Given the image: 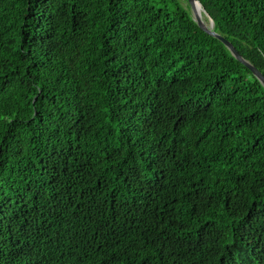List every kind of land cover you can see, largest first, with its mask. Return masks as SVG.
Returning a JSON list of instances; mask_svg holds the SVG:
<instances>
[{"label": "trees", "instance_id": "obj_1", "mask_svg": "<svg viewBox=\"0 0 264 264\" xmlns=\"http://www.w3.org/2000/svg\"><path fill=\"white\" fill-rule=\"evenodd\" d=\"M0 264H264V87L186 0H0Z\"/></svg>", "mask_w": 264, "mask_h": 264}, {"label": "water", "instance_id": "obj_2", "mask_svg": "<svg viewBox=\"0 0 264 264\" xmlns=\"http://www.w3.org/2000/svg\"><path fill=\"white\" fill-rule=\"evenodd\" d=\"M186 2L188 3L190 7L192 17L197 23V25L206 33L219 39L237 60L241 61L244 65H246L251 70L253 75L260 81L261 85L264 87V75L262 74V72L259 69H257L253 64H251L248 60L242 57V55L237 51L235 46L228 39H226L224 36H222L221 34L217 33L214 30V22L212 18L208 16L207 12L202 7L200 1L199 0H186ZM197 3L202 8L201 12H198L196 9ZM203 16L207 17V21H205Z\"/></svg>", "mask_w": 264, "mask_h": 264}, {"label": "bare ground", "instance_id": "obj_3", "mask_svg": "<svg viewBox=\"0 0 264 264\" xmlns=\"http://www.w3.org/2000/svg\"><path fill=\"white\" fill-rule=\"evenodd\" d=\"M196 9H197L198 12L202 11V8H201V6L198 3L196 4Z\"/></svg>", "mask_w": 264, "mask_h": 264}, {"label": "rangeland", "instance_id": "obj_4", "mask_svg": "<svg viewBox=\"0 0 264 264\" xmlns=\"http://www.w3.org/2000/svg\"><path fill=\"white\" fill-rule=\"evenodd\" d=\"M204 17V16H203Z\"/></svg>", "mask_w": 264, "mask_h": 264}]
</instances>
